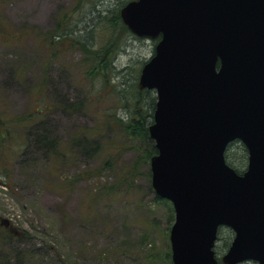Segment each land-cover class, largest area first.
Returning a JSON list of instances; mask_svg holds the SVG:
<instances>
[{
	"label": "rangeland",
	"instance_id": "374dc122",
	"mask_svg": "<svg viewBox=\"0 0 264 264\" xmlns=\"http://www.w3.org/2000/svg\"><path fill=\"white\" fill-rule=\"evenodd\" d=\"M93 1L6 0L0 7V20L14 33L0 27L6 31L0 32V116L10 123L36 110L33 90L43 84L41 101L48 109L41 119L54 142L46 148L36 143L34 131L24 127L11 128L7 139L0 135V224H10L29 236L1 241L0 264H171L166 253L171 252L169 230L174 213L170 219L168 207L155 199L149 162L142 165L128 190L123 183L117 185L118 170L138 153L110 147L113 130L105 129L95 138L101 148L94 151L89 135L83 144L80 139L78 145L74 141L79 131L89 132L106 123L101 118L106 116L103 110L111 116L116 111L124 113L118 111L121 102H116L109 88L100 104L93 101V86L102 80L110 85L126 81L129 91L134 84L138 86L140 69L156 44L132 35L124 26L118 38L109 40L110 55L104 58L107 62L112 57L114 72L102 66L103 71L98 69L95 76H85V54L73 43L80 22L93 10ZM123 6L118 7V14ZM103 22L92 28L93 52L105 36L98 34ZM29 29L42 39L32 32L20 33ZM56 33H62V45L51 47L49 36ZM19 69L22 73L16 77ZM241 147H234L235 155L239 156ZM108 150L119 157L112 160V167L102 169ZM246 162L247 155L236 164L246 166ZM93 172L100 176L93 178ZM109 187L114 189L112 194L97 196L100 188ZM230 231L225 228L218 234L227 241L226 246L220 238L216 242L219 262L233 239ZM246 263L256 264H241Z\"/></svg>",
	"mask_w": 264,
	"mask_h": 264
},
{
	"label": "water",
	"instance_id": "95a60500",
	"mask_svg": "<svg viewBox=\"0 0 264 264\" xmlns=\"http://www.w3.org/2000/svg\"><path fill=\"white\" fill-rule=\"evenodd\" d=\"M137 37L159 41L138 87L154 91L151 186L172 204V264H264V0H134L119 11ZM239 141L247 167L224 159Z\"/></svg>",
	"mask_w": 264,
	"mask_h": 264
},
{
	"label": "trees",
	"instance_id": "16d2710c",
	"mask_svg": "<svg viewBox=\"0 0 264 264\" xmlns=\"http://www.w3.org/2000/svg\"><path fill=\"white\" fill-rule=\"evenodd\" d=\"M4 1L6 0H0V7L4 5ZM129 1L132 0H95L92 2L93 10H91L90 14L87 15L80 22L81 24L77 30L79 32V36L77 40L74 41L73 45L81 47L82 51L85 54L84 56L85 60H83V66H84L83 69L85 76L92 73L93 76H95V73L98 72V69L100 70L103 69L102 66H104V68L110 67L111 68L110 70L114 72V68L111 67L112 57H109V60H107V62L105 61L104 58L107 57V54H109L111 51L112 43H110L109 40L112 38L114 39L118 38L117 34H122L123 32L121 33V31L125 29L118 14V7L120 5H125ZM103 19L106 21V23L103 22ZM102 22H103V27L101 25L98 26V30H99L98 34L103 33L105 36L101 41L99 47L93 52L90 49L92 46L91 45L92 28L94 27L95 24H100ZM0 27H8L6 30L14 34L12 32V29L7 25V23L4 21L3 18H1L0 20ZM0 32H6V31L0 30ZM23 32H32L33 37L42 39L39 33H37L36 36L34 35V33L36 32L34 29L20 31V33ZM108 36H110V38ZM45 38L43 39V47H45L46 44ZM49 39L50 40H48V42L51 44V47L53 45H59V44L62 45L60 41L62 39V33L52 34L49 36ZM15 43H17V41ZM124 72L125 71L121 73L120 76L121 79H124L123 77H126V74H124ZM21 73H22V69H19L15 71V76L19 77ZM124 85L128 86L126 81L123 82V80L117 83L113 82L112 85H110V81L102 80V81H98L95 84V87L93 86V98L95 97L93 101L96 100L97 101L96 103L100 104V102L104 98V95L102 93L104 94L107 93L105 92V89L109 88L110 90L109 92L112 93V95L115 97L116 102L118 103L121 102L122 106L118 107V111L123 110L124 113L118 115L116 111L111 116V114L108 113L107 110H103L104 111L103 114H105L106 116H101V118L105 120L106 123L103 126L93 127V129H90L89 132L79 131L76 137H74V141L77 145L79 139H80L79 144H83L87 142V139H84V137L87 134L91 139H93V144H94L93 151H94L96 149L101 148V143L95 142V138L100 137L101 135L100 133L105 129L113 130L115 136H113L112 140L109 139L108 145H110V147H116L122 150L123 152L132 151V153L135 154L138 153L136 159L130 162L127 166L121 167L118 170V174H120V176L117 179V185L123 183V185L126 188H128V190H132L131 180L134 179L135 175L137 174V172H139L142 165L148 164L150 158L156 154L154 143L150 139L148 133V127L152 123V119H153V111L155 108V96L153 91L140 90L137 84H134L133 88L130 89V91L128 87H124ZM96 88L99 89V92H97L98 89L96 90ZM127 92L129 93V95H127L128 94ZM33 93L35 94V98H36L35 102L38 103V108L36 110L32 109L27 114H24L14 120H10V123L4 121V119L0 116V135L1 138L7 139L8 135L10 134L11 128L24 127L26 131L27 130H30V132L34 131L35 133L34 138L36 143L41 144L46 148H49L52 146L54 142L49 137L50 131L47 130L44 126L45 122H42L41 119V116L43 115L45 110L48 109L47 105L43 103L44 101H41L44 94L43 84H41L40 87H37L36 90H33ZM81 136L83 137L82 139L80 138ZM238 144L241 145L239 142L230 143L225 150L224 157L226 163L230 167H232L237 173H241L245 168V166H242L244 162L241 165H238L236 164V161L241 162L244 160V158L246 157V150L241 145L242 147L240 148L241 149L240 151L242 155L241 153H239V156L235 155L233 150L234 147ZM231 149L232 151L229 154V150ZM105 153H107L106 155H108V157L104 162L102 169L110 168V166L112 167L113 165L112 160H116V158L119 157V154L115 155L113 154V151L108 150V152L105 151ZM240 168L243 169L241 170ZM98 176H100V174ZM98 176L96 175L95 172H93V178H97ZM113 192L114 189H112L111 187L107 188V190L106 189L103 190L102 188H100L97 196L99 197L106 196L108 194H112ZM155 199H157L159 202L163 203L164 205H166V207H168L169 218L171 219L173 216V209L171 204L166 200H160V198H158L157 196L155 197ZM223 229L225 228H219L218 234L223 232ZM230 232L227 233L228 235L232 236V232L231 233ZM10 237L26 239L29 236L27 232L12 227L10 224L6 226L3 222H1L0 242ZM219 238L220 240H224L226 246L227 241H225L224 237H222V235L217 236V240H219ZM169 256H170L169 253H166V259L168 260L169 263H171ZM246 264H250V263H246Z\"/></svg>",
	"mask_w": 264,
	"mask_h": 264
},
{
	"label": "bare ground",
	"instance_id": "6f19581e",
	"mask_svg": "<svg viewBox=\"0 0 264 264\" xmlns=\"http://www.w3.org/2000/svg\"><path fill=\"white\" fill-rule=\"evenodd\" d=\"M91 43H93V41Z\"/></svg>",
	"mask_w": 264,
	"mask_h": 264
}]
</instances>
